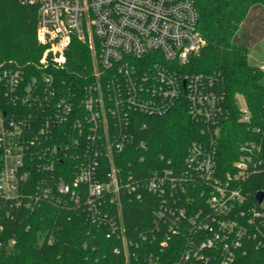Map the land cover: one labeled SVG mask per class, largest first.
<instances>
[{
  "label": "built area",
  "instance_id": "1",
  "mask_svg": "<svg viewBox=\"0 0 264 264\" xmlns=\"http://www.w3.org/2000/svg\"><path fill=\"white\" fill-rule=\"evenodd\" d=\"M21 1L38 4L43 50L34 70L0 63V220L45 203L81 209L118 240L126 264L143 252L154 258L146 244L158 243L164 255L176 238L182 252L174 264H232L249 241L262 244L264 198L251 200L244 188L262 164V146L242 144L239 159L222 170L224 96L212 78L180 71L205 44L196 0ZM74 39L94 56L77 84L59 74ZM182 103L202 124L184 166L163 155L126 161L127 152L149 149L139 139L145 117ZM241 110L250 122L248 107ZM150 195L152 224L128 229L125 203Z\"/></svg>",
  "mask_w": 264,
  "mask_h": 264
},
{
  "label": "trees",
  "instance_id": "2",
  "mask_svg": "<svg viewBox=\"0 0 264 264\" xmlns=\"http://www.w3.org/2000/svg\"><path fill=\"white\" fill-rule=\"evenodd\" d=\"M196 2L205 44L201 53L181 66L180 71L212 78L215 88L224 96L228 118L222 126L218 150V165L222 170H230L239 159L242 144L256 142L262 146V164L244 183L246 193L255 200L256 194L264 191V71L250 63L247 44L236 38L248 14L257 5L264 7V0ZM37 20L38 4L0 0V63L14 60L34 70V63L43 50L37 39ZM93 57L85 42L74 39L66 67L59 70L60 76L77 84L92 72ZM241 96L250 111V122L243 120ZM145 119L149 127L139 132V139L145 141L149 149L136 154L127 152L126 161L138 163L145 154V164L154 163L163 155L175 167L184 166L190 144L202 139V124L192 117L186 104H178L164 116ZM138 176L145 175L138 173ZM151 199L150 195L140 201L127 200L123 219L128 229L141 230L152 224ZM1 221L4 226L0 230L3 241L0 264H126L124 255L115 252L118 240L108 238L106 230L88 222L81 209L45 203L34 209H15L10 218ZM176 240L165 248L164 255L158 243L143 245L144 249L154 252L155 257L150 258L143 252L129 264H174L182 252L175 245ZM246 248L247 253L239 254L232 264H264V238L262 244L257 240L249 241Z\"/></svg>",
  "mask_w": 264,
  "mask_h": 264
},
{
  "label": "rangeland",
  "instance_id": "3",
  "mask_svg": "<svg viewBox=\"0 0 264 264\" xmlns=\"http://www.w3.org/2000/svg\"><path fill=\"white\" fill-rule=\"evenodd\" d=\"M236 39L247 44L251 64L255 66L264 64V7L262 5H257L251 10ZM239 104L241 108L246 107L242 96L239 97Z\"/></svg>",
  "mask_w": 264,
  "mask_h": 264
},
{
  "label": "water",
  "instance_id": "4",
  "mask_svg": "<svg viewBox=\"0 0 264 264\" xmlns=\"http://www.w3.org/2000/svg\"><path fill=\"white\" fill-rule=\"evenodd\" d=\"M257 197L259 200H262L264 198V191H259Z\"/></svg>",
  "mask_w": 264,
  "mask_h": 264
}]
</instances>
